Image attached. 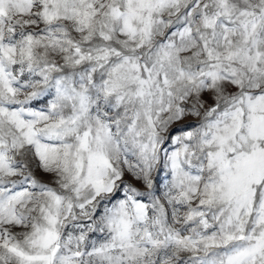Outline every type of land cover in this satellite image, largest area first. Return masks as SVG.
I'll list each match as a JSON object with an SVG mask.
<instances>
[{
    "label": "snow or ice",
    "instance_id": "6c2138e0",
    "mask_svg": "<svg viewBox=\"0 0 264 264\" xmlns=\"http://www.w3.org/2000/svg\"><path fill=\"white\" fill-rule=\"evenodd\" d=\"M0 264H264V0H0Z\"/></svg>",
    "mask_w": 264,
    "mask_h": 264
},
{
    "label": "rangeland",
    "instance_id": "374dc122",
    "mask_svg": "<svg viewBox=\"0 0 264 264\" xmlns=\"http://www.w3.org/2000/svg\"><path fill=\"white\" fill-rule=\"evenodd\" d=\"M45 179H47V177H44ZM142 187V186H141Z\"/></svg>",
    "mask_w": 264,
    "mask_h": 264
}]
</instances>
